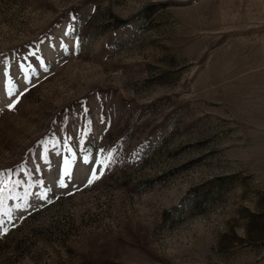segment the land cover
Masks as SVG:
<instances>
[{"label":"rangeland","instance_id":"374dc122","mask_svg":"<svg viewBox=\"0 0 264 264\" xmlns=\"http://www.w3.org/2000/svg\"><path fill=\"white\" fill-rule=\"evenodd\" d=\"M0 264H264V0H0Z\"/></svg>","mask_w":264,"mask_h":264},{"label":"snow or ice","instance_id":"6c2138e0","mask_svg":"<svg viewBox=\"0 0 264 264\" xmlns=\"http://www.w3.org/2000/svg\"><path fill=\"white\" fill-rule=\"evenodd\" d=\"M9 107H12V105H9ZM69 152L71 153V150H70V149H69ZM85 162H87V161H85ZM66 165H67V168H66L65 172L63 173V177H64V178H61V179H60V182H59V184H60L61 187H67V184H66V182H65V178L68 179V180H70V179H71V176H72V173H71V171H70V167H71L70 162H69V161H66ZM89 171L92 173V176H91V178H89V179L87 180V183H88V184H91V183H93V180H94L95 178H98V177H97V173H96V171H94V170H92V169H89ZM38 198H41V199H45V200H47V193L45 192L44 194H42V195H41L40 197H38Z\"/></svg>","mask_w":264,"mask_h":264}]
</instances>
